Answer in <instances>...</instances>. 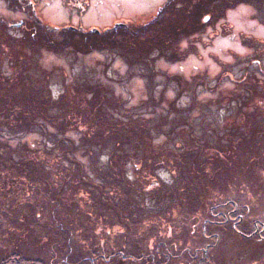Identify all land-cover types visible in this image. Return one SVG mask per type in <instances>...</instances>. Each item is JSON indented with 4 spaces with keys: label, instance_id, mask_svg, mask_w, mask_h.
<instances>
[{
    "label": "trees",
    "instance_id": "trees-1",
    "mask_svg": "<svg viewBox=\"0 0 264 264\" xmlns=\"http://www.w3.org/2000/svg\"><path fill=\"white\" fill-rule=\"evenodd\" d=\"M178 1L167 0L144 25L116 26L98 34L62 29L54 36L29 11V19L21 27L22 38L15 39L14 43H0V60L3 56L10 57V68L13 73L17 72V77L10 81L0 77V126L4 124L9 134L29 132L36 120L57 119L63 120L58 123V133H67L74 123L67 116L68 108L75 107V100L92 115L78 120L96 121L91 137L85 135L89 141L83 137L80 146L72 140L67 142L68 137L55 141L51 150L44 147L41 151L26 144L11 148L7 141L0 142V264H156L158 257L166 262L165 255L173 249L182 252L188 247V235L180 240L167 238L177 233L178 224H183L181 219L178 224L172 222V204H176L179 213L182 204L190 200L192 204H206L231 193L229 186L236 183V173L222 169L221 155L231 152L235 142L239 155L250 154L254 148L252 144L241 143L243 134L239 130L251 134V140L261 131L260 146L264 145V121L254 129L249 119H255V114L245 116L242 110L236 112L233 124L224 123L217 130L207 125L202 136H193L192 129L197 130L200 125L191 126L186 119L175 124L164 117L157 124L144 123L139 120L140 116H124L118 106L120 101L110 100L111 92L104 87L94 92L85 88L69 98L62 93L55 100L45 88L28 82L32 81L29 78L32 69L23 67L28 62L26 49L108 46L145 48L149 54L159 48H178L180 40L199 35L204 28V17L211 22L219 21L224 11L241 5V0L232 5L226 0H180L177 6ZM9 3L16 2L7 0ZM19 5L18 8L24 9ZM160 52L162 56L166 54L162 49ZM262 55L259 50L256 58ZM245 81L255 82L254 94L260 93L256 90L259 87H262L260 95L264 94L262 81L254 76ZM64 89H71L70 85H64ZM261 100L258 104L264 105ZM260 108L264 110V106ZM173 111L170 109L169 113ZM260 114L264 118V112ZM207 134H214V138L206 137ZM159 137L169 142L179 138L185 143L174 149L172 146L156 149L154 141ZM97 150L109 151L106 166L100 167L93 160ZM78 151L84 152V157L91 154L88 166L75 158ZM132 161L139 163L132 164ZM131 165L140 166L133 172L132 183L126 173ZM163 169L169 174V182L159 178L157 171ZM147 198L151 207L145 212ZM91 203L103 204V207L91 208ZM148 216H151L149 220L144 219ZM65 218L72 220L65 221ZM146 221L152 226L148 230L138 232L133 228H140ZM97 224L102 229L96 228L99 231L94 235ZM151 239H154L151 247L144 244Z\"/></svg>",
    "mask_w": 264,
    "mask_h": 264
},
{
    "label": "rangeland",
    "instance_id": "rangeland-1",
    "mask_svg": "<svg viewBox=\"0 0 264 264\" xmlns=\"http://www.w3.org/2000/svg\"><path fill=\"white\" fill-rule=\"evenodd\" d=\"M166 1L39 0L35 8L37 15L47 26L44 28L52 31L56 36L58 30L54 28L79 27L80 31L82 27L103 32L102 30L112 28L116 24L144 25L156 15ZM179 1L177 6H180ZM18 2L24 9L17 7ZM18 2L9 3V5L0 0V43L2 41L14 43L15 39L22 38L21 25L27 20L29 11L24 3ZM226 2L231 5L237 3L236 0H226ZM240 3L241 5L234 9L229 8L224 11L222 13L224 17H221L219 21L211 22L209 18H203L204 28L199 35L180 40L178 48H159L149 54H146L145 48H110L108 46L60 48V50L33 48V50L26 49L27 57L25 58L28 62L23 67L32 69L30 73L32 77H29L32 81L28 82L36 87L39 85L45 88L49 96L55 100L62 93L69 98L80 90L85 91V88L94 92L104 87L111 92L110 100L113 98V101H120L118 106L124 116H140L139 120L144 123L151 121L158 124L167 117L169 122L171 120L177 124L179 120L186 119L191 126L200 125L197 130L192 129L193 136H202L203 127L210 125L217 130L224 123L232 122L233 124L234 120L236 121V112L242 110L245 116L255 114V119L253 117L249 119H252L250 126L255 129L261 127L259 124L262 120L264 121L260 114V111L262 114L264 112L260 106L264 105L258 104V100L261 99L264 104V94L260 95L262 87L256 88L260 93L254 94L255 82L245 80L247 77L250 79L254 76L264 85V0L261 2L252 0L250 3L241 0ZM161 49L166 53L164 56L161 55ZM259 50L263 55L256 58ZM3 58L0 60V77L10 81L17 77V72L13 73L14 70H11L12 66L9 62L11 58L8 56ZM64 85H70L71 89L66 91ZM74 86L76 88H73ZM75 101V107L72 108L70 105L68 108L67 116L74 120V123L67 133L66 131L63 135L58 133V123L63 121L61 119L50 122L36 120L34 126L32 125L34 129L20 135L9 134V130L3 124L4 127L0 126L2 130L0 142L7 141L11 148L26 144L28 148L41 151L44 147L51 150L54 148L55 141L68 137L67 142L72 140L74 145L80 146L83 137L85 141H89L85 139V135L91 137L96 121L78 120V117L89 118L92 115L83 107V104H80L78 100ZM188 107L193 109L185 112L184 109ZM170 109L174 111L169 113ZM239 133L243 134L245 144L251 134H244L240 130ZM206 137L214 138V134L213 136L207 134ZM155 140L154 148L156 149H166L168 146L174 149L182 142L185 143V140L179 138H174V142H169L165 137ZM187 141H189L188 138ZM242 149L243 147L240 146V151ZM98 150L93 160H97L100 167L106 166L109 151L98 152ZM83 153L78 151L75 158L88 166L91 154L84 157ZM13 158L17 159L16 156ZM138 163V161L135 162V164ZM139 167V165H131L126 169V173L131 177V183L135 174L133 172ZM157 173L159 178L170 181L165 169ZM136 175H139L138 172ZM253 190L257 192V197L261 194L259 184L253 186ZM145 202L147 203L145 212H147L151 202L149 198ZM99 205L103 207V204L98 203H91L90 207L97 209ZM150 217L143 218L149 220ZM66 220L72 219L65 218ZM143 224L140 228H133L140 232V229L148 230L152 227L150 221ZM96 228L102 229L101 224L94 226V235H97L99 231ZM188 229H191L190 225H186V230L189 232ZM174 236L176 239L181 237L180 231H177ZM153 242L154 239H151L144 244L151 247ZM148 249L152 250L149 247ZM225 251L226 248L223 247L221 252Z\"/></svg>",
    "mask_w": 264,
    "mask_h": 264
},
{
    "label": "flooded vegetation",
    "instance_id": "flooded-vegetation-1",
    "mask_svg": "<svg viewBox=\"0 0 264 264\" xmlns=\"http://www.w3.org/2000/svg\"><path fill=\"white\" fill-rule=\"evenodd\" d=\"M23 3L31 6L38 4L39 0H25ZM260 132L254 140L247 138L245 141L246 145H253L252 153L239 155L236 153L238 143L235 142L231 152L221 155L222 169L235 170L236 173V183L229 186V195L206 204H192L190 200V203L182 204L179 213L176 204H172V222L174 220L173 223L178 224L183 221V224H178L180 228L177 231L181 235L178 239L188 235V247L182 252L173 249L165 255L166 262L156 258V264H264V145L260 146ZM243 139H239L241 143ZM257 184L261 187L260 198L253 190ZM185 224L191 226L189 232ZM171 232L174 233L173 230ZM170 239L175 240L176 237L170 234ZM223 247L225 252H221ZM156 254L161 255L157 251Z\"/></svg>",
    "mask_w": 264,
    "mask_h": 264
}]
</instances>
